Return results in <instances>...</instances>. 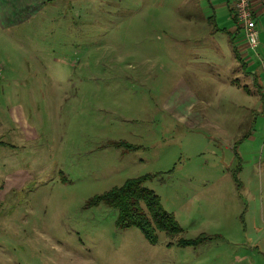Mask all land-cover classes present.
<instances>
[{
  "label": "rangeland",
  "instance_id": "rangeland-1",
  "mask_svg": "<svg viewBox=\"0 0 264 264\" xmlns=\"http://www.w3.org/2000/svg\"><path fill=\"white\" fill-rule=\"evenodd\" d=\"M182 1L0 0V264H264V117L239 136ZM137 178L173 240L91 205Z\"/></svg>",
  "mask_w": 264,
  "mask_h": 264
},
{
  "label": "crops",
  "instance_id": "crops-1",
  "mask_svg": "<svg viewBox=\"0 0 264 264\" xmlns=\"http://www.w3.org/2000/svg\"><path fill=\"white\" fill-rule=\"evenodd\" d=\"M52 1L55 0H9L7 3L17 2L19 9L15 5L13 8L22 10L40 8ZM182 5L186 10L184 20H178L177 24L185 25L190 64L197 65L203 75L222 74L214 80L223 89V100H230L231 95L234 100L244 99L245 104L237 103L239 110L247 108L238 117L237 129L240 137L246 135L245 140L251 139L256 133L254 127L259 115L264 117V0H251L259 42L255 52L247 47L241 30L232 20L233 0H183ZM244 120L253 123L244 124Z\"/></svg>",
  "mask_w": 264,
  "mask_h": 264
},
{
  "label": "trees",
  "instance_id": "trees-1",
  "mask_svg": "<svg viewBox=\"0 0 264 264\" xmlns=\"http://www.w3.org/2000/svg\"><path fill=\"white\" fill-rule=\"evenodd\" d=\"M232 20L236 24L233 10ZM246 137L245 135V139ZM242 141L244 139L234 142L233 151L235 155V147ZM113 145L116 147L124 145L127 149H134L133 146L122 142L113 143ZM145 180L128 179L121 187L113 188L109 192L95 197L90 203L92 206L102 204L117 211V228H136L141 232L144 239L151 244L156 243V232H163L167 238L173 240L180 233V229L172 217L161 209L158 197L143 187ZM179 243L181 245L189 244L184 241H179Z\"/></svg>",
  "mask_w": 264,
  "mask_h": 264
},
{
  "label": "built area",
  "instance_id": "built-area-1",
  "mask_svg": "<svg viewBox=\"0 0 264 264\" xmlns=\"http://www.w3.org/2000/svg\"><path fill=\"white\" fill-rule=\"evenodd\" d=\"M233 13L236 25L241 30L243 40L247 47L255 52L258 47V29L251 0H233Z\"/></svg>",
  "mask_w": 264,
  "mask_h": 264
}]
</instances>
